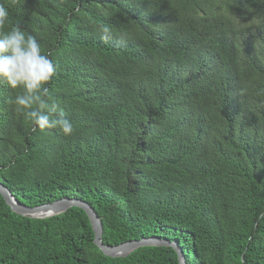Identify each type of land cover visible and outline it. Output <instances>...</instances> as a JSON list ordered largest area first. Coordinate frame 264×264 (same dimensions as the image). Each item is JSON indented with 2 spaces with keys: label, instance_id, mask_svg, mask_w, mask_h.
Listing matches in <instances>:
<instances>
[{
  "label": "trees",
  "instance_id": "1",
  "mask_svg": "<svg viewBox=\"0 0 264 264\" xmlns=\"http://www.w3.org/2000/svg\"><path fill=\"white\" fill-rule=\"evenodd\" d=\"M56 68L74 127L32 131L0 83V183L26 207L87 203L101 241H174L186 264H264V0H0ZM101 27L113 39L104 43ZM51 102V101H50ZM86 214L31 219L0 196V264H178L105 257Z\"/></svg>",
  "mask_w": 264,
  "mask_h": 264
},
{
  "label": "clouds",
  "instance_id": "2",
  "mask_svg": "<svg viewBox=\"0 0 264 264\" xmlns=\"http://www.w3.org/2000/svg\"><path fill=\"white\" fill-rule=\"evenodd\" d=\"M63 2L60 0L61 4ZM7 22L8 13L0 6V83H6L12 90H22L13 101L17 113L35 125L32 131L59 129L64 136H72L73 124L65 118L46 87L56 74L55 66L42 54L37 40L26 35L19 26L5 34ZM100 31L104 43L113 39L110 28L101 27Z\"/></svg>",
  "mask_w": 264,
  "mask_h": 264
},
{
  "label": "water",
  "instance_id": "3",
  "mask_svg": "<svg viewBox=\"0 0 264 264\" xmlns=\"http://www.w3.org/2000/svg\"><path fill=\"white\" fill-rule=\"evenodd\" d=\"M0 196L14 214L31 219H45L58 216L70 208L81 209L86 214L93 231V243L105 257L123 258L143 247H169L176 252L178 264H186L184 255L178 244L167 239H161L158 237L141 238L137 241H129L117 246L109 247L104 245L101 241L102 227L98 216L87 203L80 199L62 198L52 203L30 208L17 202L1 183Z\"/></svg>",
  "mask_w": 264,
  "mask_h": 264
}]
</instances>
